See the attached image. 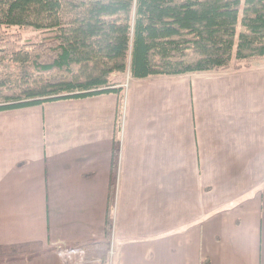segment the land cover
Returning a JSON list of instances; mask_svg holds the SVG:
<instances>
[{"label":"crops","instance_id":"crops-1","mask_svg":"<svg viewBox=\"0 0 264 264\" xmlns=\"http://www.w3.org/2000/svg\"><path fill=\"white\" fill-rule=\"evenodd\" d=\"M116 109L0 112V264H101ZM121 124L112 263L264 264V63L131 78Z\"/></svg>","mask_w":264,"mask_h":264},{"label":"trees","instance_id":"trees-1","mask_svg":"<svg viewBox=\"0 0 264 264\" xmlns=\"http://www.w3.org/2000/svg\"><path fill=\"white\" fill-rule=\"evenodd\" d=\"M22 29L39 40L23 41ZM261 62L264 0H0V111L117 96L105 240L81 247L110 245L123 98L111 76L244 71ZM100 263L109 264L106 252Z\"/></svg>","mask_w":264,"mask_h":264},{"label":"rangeland","instance_id":"rangeland-1","mask_svg":"<svg viewBox=\"0 0 264 264\" xmlns=\"http://www.w3.org/2000/svg\"><path fill=\"white\" fill-rule=\"evenodd\" d=\"M9 30L14 32V31H17V28H10ZM18 31L21 32V38L23 41L34 42V41L39 40V34L35 30H32V29H25L24 30V29H22V30H18ZM261 63H264V62H261ZM117 74H120V73H117ZM116 76H118V77H111V80H112V82L116 83L118 86L122 87V89H123V91H122L123 92L122 108H121V121H122L123 120L124 92H125V89L127 88V84L129 82V80L131 79V77H130L128 72L124 73V74L116 75ZM81 99H83V98H81ZM58 101H64V100H58ZM50 102H53V101H50ZM45 103H48V102H45ZM45 103H43V104H45ZM40 105H42V104H40ZM34 106H36V105H34ZM29 107H32V106H29ZM29 107H23V108H29ZM16 109H22V108H16ZM13 110H15V109H9V110H4V111H0V112L1 113L2 112H10ZM121 127H122V124H121ZM120 136H121V132L119 133V138H120ZM119 143H120V139H119ZM116 158H118V156ZM117 170H118V159L116 160V163H115V175L117 173ZM111 249H112V253H110ZM106 254H107L108 261H109V257L111 259L109 264H112V260H113L114 255H115L112 244H110L109 249L106 252Z\"/></svg>","mask_w":264,"mask_h":264},{"label":"built area","instance_id":"built-area-1","mask_svg":"<svg viewBox=\"0 0 264 264\" xmlns=\"http://www.w3.org/2000/svg\"><path fill=\"white\" fill-rule=\"evenodd\" d=\"M111 252L110 253H112V249L110 250ZM61 253H63V254H66V253H68V252H61ZM110 257H109V262H110Z\"/></svg>","mask_w":264,"mask_h":264}]
</instances>
